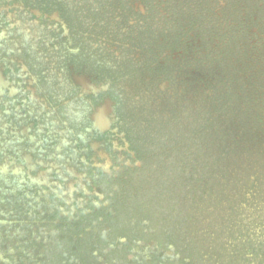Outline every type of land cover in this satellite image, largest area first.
Returning a JSON list of instances; mask_svg holds the SVG:
<instances>
[{"label": "flooded vegetation", "instance_id": "1", "mask_svg": "<svg viewBox=\"0 0 264 264\" xmlns=\"http://www.w3.org/2000/svg\"><path fill=\"white\" fill-rule=\"evenodd\" d=\"M263 115L264 0H0V264H264Z\"/></svg>", "mask_w": 264, "mask_h": 264}, {"label": "trees", "instance_id": "2", "mask_svg": "<svg viewBox=\"0 0 264 264\" xmlns=\"http://www.w3.org/2000/svg\"><path fill=\"white\" fill-rule=\"evenodd\" d=\"M263 117H264V115H263ZM263 122V125H264V120L262 121ZM234 128H236L235 130H237V128H239L238 126H236V125H234ZM253 130H255L256 132H258V131H261V132H263L264 133V129H262V128H260V127H258L257 126V128H255L254 126H249V128L247 129V132H250V133H253ZM257 138V137H256ZM256 138L255 137H251V141H253V140H255L256 141ZM216 141L217 142H222V140H221V137L220 136H218L217 137V139H216ZM211 146V144H209L207 147H210ZM221 145H219L218 147H220ZM224 146V145H223ZM211 147H213V146H211ZM253 147H259L258 145H257V143L253 146ZM253 147H251L250 146V148H253ZM263 153H264V151H263ZM241 156V155H240ZM247 160L245 161L246 163H249V164H262V165H264V156H261V155H256V156H254L251 152L249 153V156H247ZM240 163H245V162H243V161H239ZM236 163V162H235ZM251 172H250V174H252V170H250ZM236 179V178H235ZM254 179H257L256 177L254 178Z\"/></svg>", "mask_w": 264, "mask_h": 264}]
</instances>
